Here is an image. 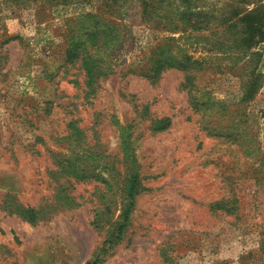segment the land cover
Returning a JSON list of instances; mask_svg holds the SVG:
<instances>
[{"label": "rangeland", "instance_id": "374dc122", "mask_svg": "<svg viewBox=\"0 0 264 264\" xmlns=\"http://www.w3.org/2000/svg\"><path fill=\"white\" fill-rule=\"evenodd\" d=\"M257 2L0 0V264H264L211 206L264 155V41L244 65L213 28Z\"/></svg>", "mask_w": 264, "mask_h": 264}, {"label": "trees", "instance_id": "16d2710c", "mask_svg": "<svg viewBox=\"0 0 264 264\" xmlns=\"http://www.w3.org/2000/svg\"><path fill=\"white\" fill-rule=\"evenodd\" d=\"M178 1L183 2L185 0ZM254 6L255 8L251 10L246 7L233 12V8H231V10H228L226 13L222 12V15L218 17L217 25L213 27L214 35L218 40V48L240 53L243 57H245L244 65L256 57L257 53L253 51V49L260 41H264V18L261 16V14L264 15V4L257 2ZM113 36H115L114 33L110 37L112 38ZM15 38L16 36L10 37L4 40V43ZM102 46L107 49H114V45L108 44L107 42H104ZM160 48L161 46L159 45V49ZM162 49H164V46H162ZM93 62H95V60ZM163 62L164 64H172L171 62H174V59L168 57V59H164ZM88 64L89 63H86V65ZM98 67L99 66L97 65L96 68ZM201 69L207 68L201 67ZM250 69L251 71L247 80V85L243 91L244 99L248 98L249 95L256 93L262 83L261 74L255 75L254 73V69H256V67L253 65ZM92 70L94 72V69ZM168 121L169 119L167 117L162 119L160 121V127L164 128ZM74 134L75 133L72 132L61 138L69 140V138H71ZM76 146L79 148H85L83 141L76 142ZM256 156L259 162H257L258 164L255 165V167H252L249 175L248 171L250 167L246 168V165L244 166V163L240 162V165H243V169L241 170V177L239 176V194H231L226 198L215 201L211 204V206L215 210L220 209L226 211L227 213L234 214L236 218L234 222L244 225L243 229H246L247 232L250 230L256 231L258 229L259 234L262 235L261 245L264 249V219L261 218L262 213L258 211L262 202L261 195L264 193V155L257 151ZM58 166L61 171L73 176L88 177L93 174L91 165H85L84 163L79 162L76 157H70L67 159L64 158ZM238 173L239 172L237 171V178H239L238 175L240 174ZM130 206L131 203L128 205V209ZM32 209V207H24L19 204L18 207H16V210L13 208L10 209V213L14 212L23 215Z\"/></svg>", "mask_w": 264, "mask_h": 264}]
</instances>
